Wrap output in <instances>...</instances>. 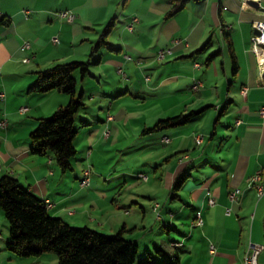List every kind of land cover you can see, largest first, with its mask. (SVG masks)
I'll return each mask as SVG.
<instances>
[{"label":"crops","instance_id":"obj_1","mask_svg":"<svg viewBox=\"0 0 264 264\" xmlns=\"http://www.w3.org/2000/svg\"><path fill=\"white\" fill-rule=\"evenodd\" d=\"M172 5V0H0V20L8 21L0 22V122L6 121L5 126L0 125V177L8 174L17 178L23 187L50 201L47 211L51 216L71 225L97 226L95 230L105 234L125 226L124 235L138 244V252L146 254L141 253V260L155 264H242L250 242L264 243V115L259 113L264 107V73L259 71L250 48L252 22L264 21V0H187L180 11L167 16ZM65 10L73 14L72 22L59 15ZM132 16L138 21L129 30L121 24ZM110 21L114 22L111 38L108 36V45L103 47L108 53H102L101 60L91 64L94 68L89 67L85 76L96 81L99 87L93 95L106 101V110L79 116L78 142L74 144L80 147L85 140L92 147L91 155L94 150L124 153L129 146L140 153L155 150L145 157L155 181L147 191H131L124 197L110 191L108 182L133 178L142 173L140 169L136 168L137 173L115 169L106 178L90 170V184L80 187L84 170L77 160L71 170L62 172L49 155H33L29 150L30 132L43 117L32 114L38 100L53 95L58 101L55 105L69 101L64 93L54 90L29 92L36 71L71 60L86 61L101 35L100 29ZM165 48L171 49L166 64L154 69L151 78L144 75L155 63V52ZM214 48L219 49L206 59L207 69L199 87H205L209 80L216 85L221 74L227 88L224 95L223 91L215 95L213 110L218 122L205 128L210 133L206 144L205 138L196 142L201 132H185L188 128L170 127L159 137L158 131L145 136L143 130L153 125L144 122V129H137L131 141L127 139L117 147L120 135L126 138L121 125L128 123L130 115L124 113L118 118L115 113L125 104L136 106L139 100L146 101L131 91L143 94L140 90L172 87L175 93L184 95L181 101L188 102L186 110L190 95L185 96L180 79L184 78L185 87L192 89L203 69L195 64L205 50L207 53ZM217 55L222 58L220 62ZM119 67L123 73L118 72ZM112 68L123 76L121 81H108L107 69ZM85 77L81 78L84 86L90 81ZM103 81L109 86L102 88ZM198 100L192 105L203 112L189 122L209 116L212 98ZM181 101L176 104L173 100L172 108L164 110L167 115L157 118L177 115L175 105L180 106ZM22 105L28 107L25 113L18 110ZM227 110L234 115L232 123L221 119ZM109 114L113 117L110 120ZM105 130H109L107 136ZM164 136L169 140L163 141ZM164 145L168 147L160 148ZM257 170H261V180L252 184L251 177ZM182 175L184 181L176 188ZM257 185L263 188L260 194ZM235 188L240 189L239 198L231 202L228 195ZM198 211L203 218L201 226L193 224ZM161 232L163 239L155 237ZM8 239L9 226L0 209V264H47L45 260L54 264L56 260L55 254L48 252L36 257L16 255L6 248ZM258 264H264V250L258 255Z\"/></svg>","mask_w":264,"mask_h":264},{"label":"trees","instance_id":"obj_2","mask_svg":"<svg viewBox=\"0 0 264 264\" xmlns=\"http://www.w3.org/2000/svg\"><path fill=\"white\" fill-rule=\"evenodd\" d=\"M172 1L167 16L180 11L187 0ZM113 26V21L106 25L86 61L72 60L38 70L35 80L29 86V92L43 94L54 90L70 95L69 101L59 105L50 116L38 118L37 126L29 135L30 153L49 155L62 172L72 169L71 160L77 152L74 144L77 134L76 116L85 107L83 92L75 98L76 77L88 75L91 64L101 60L99 51L108 45V36ZM230 53L233 69L236 70L234 53ZM202 112L203 109L159 119L152 127L145 128L143 133L185 124ZM183 181L184 175L178 179L175 187H180ZM0 209L9 226L6 248L16 255L36 257L45 252L53 253L57 264H155L138 259V244L124 235L125 226L115 233L105 234L51 216L45 200L23 187L12 175L0 177Z\"/></svg>","mask_w":264,"mask_h":264},{"label":"rangeland","instance_id":"obj_3","mask_svg":"<svg viewBox=\"0 0 264 264\" xmlns=\"http://www.w3.org/2000/svg\"><path fill=\"white\" fill-rule=\"evenodd\" d=\"M131 21H132V19H130V21H128L127 23H122V24L120 23V24L123 27H126V29H128V25ZM134 24H133V27H134ZM105 27L100 29L101 33L104 31ZM109 37H108V39H109ZM144 42L149 43V40L148 39L146 40V38H144ZM207 49H209V48H207ZM218 49L219 48H214L213 50L211 49L207 53H205L207 51V50H205L204 53H202L203 58L198 59L199 61L197 64L201 65L203 69H202V72H199L197 74L196 79H195L196 81L197 80L201 81V82L204 81V77L202 78V76H203V73L207 69L205 61L210 54H213L215 51H218ZM225 49H226V55L228 57V54H229L228 48L226 47ZM159 50H161V49H158L154 54V59H155L154 62L155 63L152 66L148 67L144 71V73H145L144 75L148 76L149 78H151L153 70L159 69L160 67L165 65L166 64L165 62L168 59L169 55L166 58H164L163 61L158 60L156 54ZM165 50H166V48H165ZM102 53L106 54V53H108V51H106L104 48H102L99 51V55L100 54L102 55ZM218 55H217V58L219 61L222 58H221V56H218ZM90 68H94V67L91 65ZM124 73H125V71H124ZM107 74H108V79H109L108 81H112V80L121 81V79L123 78V76L121 74L116 73V70L114 68L107 69ZM126 77H127V75H126ZM209 77L211 78V76H209ZM85 78H86V80H90V81H88V83H85V86H84V81H82L80 75L77 76V80H76L75 98H78L80 93L83 91L82 100L85 103V107L76 116L77 117L76 121H78L79 116H81V114L87 113L89 115H94L96 113H100V109H102V112H105V110H106V101L102 102V99L100 100L99 98H96L94 96L96 93V88L99 87L98 85H96L97 84L96 81H94V79H89V77H85ZM218 78H219V81L217 82L216 85L214 83L209 84V81H210L209 80L205 83V87L200 88L199 87L200 85H199L197 90L199 88L200 89L198 91H195L196 89H194L195 82L192 86V89H190L187 86L185 87L186 83L184 82V78H181L180 83H181V85H184V90L186 93L185 96L187 97L188 95H190V101H189L190 104L187 105L186 110H185V103L187 104L188 102L181 101L184 98V95L175 93L172 90V87L169 88L170 90L164 88V90H160V91L140 90V92H142L143 94H138V92H135L134 90H132L131 93L134 96L140 95L141 97H144L146 101L142 103V101L139 100L138 101L139 103L136 104V106L133 104H128V105L125 104L118 110V112L115 113V115H117L118 118L123 116L124 113H127L130 115V119H129L128 123H126V124L124 123L121 125L122 131H123L122 133H125L126 138H124V136L120 135L117 147H119V145L122 144L124 141H127V139L129 141H131L135 137L133 135L135 134V131L137 129L138 130L136 132H139L140 129L141 130L144 129L143 128L144 122H146L150 126H152L155 124L156 121H158V119H162V118H157V117H160V115H167V112H166V114H163V113H165L164 110L166 108H170V109L172 108L173 100H174V102H176V104L179 101H181L180 106L175 105V107H176L175 111H178V112H176V114H181V113L182 114H188L192 111H196L197 106L192 105V103L195 100H197V102H199L198 99L203 98V100H205V98H207V97L209 98V96H210V98H212L211 103L213 105V106H210V108H209L210 118L208 116L207 118L202 119L203 118V115H202L201 118L194 120L192 122H187L185 124L172 127L170 129L168 128L169 130H179L180 128H188L185 130V132H188V133H189V131H191L192 133L195 131L201 132V133H199V135L203 136V139L205 138V144H206V142L209 140L210 133L208 134L206 132L205 128L210 129V127L214 123L218 122V121H216V111L213 110V107L216 105L214 102V100L216 101L215 95L221 93L222 91H223V95H224L225 90L227 88V83L224 80V77L220 74ZM153 82H154V80H153ZM172 85H173V83L171 84V86ZM210 85H212L213 88H210ZM100 86L101 87L102 86L108 87L109 85L103 81ZM215 87L217 88V92H216ZM205 89H206V91H205ZM52 94H54V93H52ZM55 94H57V93H55ZM64 94H65V96L68 97V99H70V95H68L66 93H64ZM0 98H2V96H0ZM34 100H37V99H34ZM38 101L40 102L39 106L36 110L32 111V114L38 113V115L43 116V117L50 116L59 105V104L55 105V101H56V103H58V101L55 100V97H53V95H48L44 99H41ZM22 107H26V106L22 105L19 107L18 110L20 111V108H22ZM27 109H28V107H26V110L23 112L25 113L27 111ZM20 112H22V111H20ZM213 112H214V114H213ZM28 115H31V114H28ZM221 119L224 121L230 120V122L232 123L234 120V115L230 111L227 110L226 113L221 116ZM76 127L77 128L79 127L78 123H76ZM218 129H219V125H218ZM162 131H164V130H160L157 133L156 132L155 133L159 137V135L161 136ZM170 132L171 131H169V133ZM147 135H148V133H145V136H147ZM79 136H80V133H79ZM77 142H78V139H77V141L75 139L74 143L76 145H77ZM82 142L84 144H82V146H80V147H76L77 152L71 160L72 163H74L77 160L78 165L81 167V169L83 168V170H89V171L93 170L94 172L96 171L98 173L105 175L103 177L106 178V177H109L111 171L114 173L115 169L124 168V169H128L131 172L134 170L137 173V170H136V168H137V169H140L142 171L143 175L147 176L146 180H142L139 177V174H135V175H133V178L126 176L124 178L117 179V181H112V183L108 182L107 186L110 187V191H112L114 193L119 192V194H121V196L124 197L126 195H130L131 191L132 192L133 191L138 192V191H142V190L144 192L147 191L149 186L152 185V181H155V179H153V176H152L153 168L150 166L151 164L149 165L145 160L146 155L152 156L155 153L154 149H152L148 152L140 153L138 151V149H134V147L129 146L127 148V151L124 153L119 152V151H115V150L114 151L113 150H107V151H101L100 150L99 152H95V150H94V153H92V155H91L90 152L92 151V147L90 148L88 146V144L85 142V140H82ZM138 146H139V142L136 144V147H138ZM167 147H168V145L160 146V148H163V149H165ZM134 158H136L137 160H134ZM138 158L141 160H139ZM153 159L154 158H152L151 160H153ZM92 165H94V166L92 167ZM98 173H95V176L97 177V179H100L101 181H103V178H100ZM81 180H82V178H80V180H79V186L80 187H84V186H87L90 184L88 182L85 185H82ZM124 180H126V181L124 182ZM105 182H107V181H105ZM146 182H148V183H146ZM131 183H132V185L129 186V184H131ZM158 201L161 202L160 200H158ZM152 221H154V219ZM87 227H89V226H87ZM96 228H97V226H93L92 229H96ZM162 228H164V227H162ZM172 233L174 234V232H172ZM175 235H176V233H175ZM155 237H158V238L162 237V239H163L165 237V235L161 232L160 235H156ZM141 253L146 255L144 253V251L143 252L139 251L138 252V259H140L142 257ZM45 261L48 262L47 264H51V262H49L48 260H45ZM54 264H57V260H55Z\"/></svg>","mask_w":264,"mask_h":264},{"label":"built area","instance_id":"obj_4","mask_svg":"<svg viewBox=\"0 0 264 264\" xmlns=\"http://www.w3.org/2000/svg\"><path fill=\"white\" fill-rule=\"evenodd\" d=\"M0 14H1V11H0ZM61 17L65 18V20H67L68 22H72L73 21V14H71L70 12L68 11H64V14H59ZM132 21L129 23L128 25V29L129 30H132L133 29V24L135 22L138 21V18L136 16H133L132 18ZM252 29H253V32H252V35H251V50L252 52L254 53L255 55V58H256V62H257V65H258V68H259V60L260 58H264V21L262 20H254L252 22ZM54 41H57L56 38H54ZM26 47H28V43L26 42L24 44ZM171 53V49H161L157 52V59L158 60H163L167 55H169ZM195 66L199 67L200 65L199 64H195ZM259 71L261 73H264V69L262 68H259ZM118 72L119 73H123L122 72V69L119 67L118 68ZM201 84V81H195V84H194V89H197L198 86ZM245 88H242V93L245 94ZM2 96V94H1ZM26 110V107H22L20 108V111H25ZM260 115H264V107H261L260 108V111H259ZM113 117L109 114L108 115V119H112ZM0 125L1 126H5L6 125V121L5 120H2L0 122ZM109 134V130H105L104 131V135L107 136ZM163 141H168L169 138L167 136H164ZM203 140V136L201 135H197L196 136V142L197 143H201ZM259 170H257L253 176L251 177V183L252 184H255L257 182H259L257 180V173H258ZM89 173L90 171L89 170H84L83 171V178L81 180V184L82 185H85L86 183L89 182ZM140 178H145L146 176L145 175H139ZM257 188H258V191H259V194L263 191V188L260 186V185H257ZM239 194H240V189L239 188H235L233 189L231 192H229V200L231 202H234V201H237L238 198H239ZM47 206H50L51 203L49 200H45ZM215 203V201L213 199L210 200V204L213 205ZM230 208L227 209V213L229 214L230 213ZM194 225L196 226H201L203 225V218L201 216V213L198 211L196 213V216H195V220L193 222ZM174 245L177 244L176 242L173 243ZM210 248L211 250L214 249L213 245L211 244L210 245ZM264 250V243L262 244H259V243H255V242H250V251H246L244 256H243V260H242V264H258V255L261 251Z\"/></svg>","mask_w":264,"mask_h":264},{"label":"bare ground","instance_id":"obj_5","mask_svg":"<svg viewBox=\"0 0 264 264\" xmlns=\"http://www.w3.org/2000/svg\"><path fill=\"white\" fill-rule=\"evenodd\" d=\"M59 14H64V11L59 12ZM259 68L264 69V58H260L259 60ZM139 175H143L142 173H140ZM146 176V175H145ZM142 180H146L147 176L145 178H141ZM257 180L260 181L261 180V170L258 171L257 173ZM177 245V244H175ZM246 251H250V243L248 244V248Z\"/></svg>","mask_w":264,"mask_h":264}]
</instances>
